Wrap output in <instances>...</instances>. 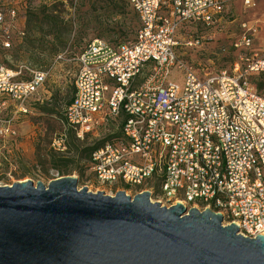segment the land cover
Returning <instances> with one entry per match:
<instances>
[{
	"label": "built area",
	"instance_id": "2783aa9c",
	"mask_svg": "<svg viewBox=\"0 0 264 264\" xmlns=\"http://www.w3.org/2000/svg\"><path fill=\"white\" fill-rule=\"evenodd\" d=\"M129 3L139 21L135 39L93 40L75 59L65 129L84 142L121 121L119 134L91 155L87 170L102 186L122 184L137 195L157 191L168 208L211 210L245 238L264 235V97L255 84L264 76V53L254 49L256 23H238L229 70L199 71L178 56L181 33L187 25L222 32L226 0ZM194 41L187 46L199 45ZM49 71L25 77L22 68L0 65V111L27 114ZM174 72L183 76L182 86L169 81ZM52 149L64 153L66 135Z\"/></svg>",
	"mask_w": 264,
	"mask_h": 264
},
{
	"label": "rangeland",
	"instance_id": "374dc122",
	"mask_svg": "<svg viewBox=\"0 0 264 264\" xmlns=\"http://www.w3.org/2000/svg\"><path fill=\"white\" fill-rule=\"evenodd\" d=\"M226 1L230 16L222 32L187 25L181 33L178 56L199 71L232 67L235 62L232 37L237 33V24L244 16L258 10L261 2L251 0L253 7L247 8L244 0ZM0 17V65L10 70L22 68L25 77L36 69L50 70L27 114L14 115L11 109L0 111V186L31 181L35 186L40 182L48 187L64 177L52 169L46 173L37 165L36 146L44 138L48 124L55 129L54 133H49V139L67 134L63 117L75 93V59L93 40L112 44L132 42L139 21L129 0H0ZM197 39L199 45L187 46ZM5 43L10 45L9 48ZM256 51L264 52L258 47ZM56 57L61 59L54 61ZM169 81L182 86L184 79L174 72ZM255 81L264 97V79L256 77ZM8 128L9 132H6ZM120 128L121 121L117 120L104 126L97 137H89L82 144L85 147L102 146L113 141ZM71 177L78 179L80 190L87 188L93 193L115 195L124 191L133 198L139 191L128 190L122 184L102 186L87 169ZM149 192L152 202L160 203L161 193ZM228 225L225 221L224 226Z\"/></svg>",
	"mask_w": 264,
	"mask_h": 264
},
{
	"label": "water",
	"instance_id": "95a60500",
	"mask_svg": "<svg viewBox=\"0 0 264 264\" xmlns=\"http://www.w3.org/2000/svg\"><path fill=\"white\" fill-rule=\"evenodd\" d=\"M0 264H264V235L149 192L80 190L68 176L0 186Z\"/></svg>",
	"mask_w": 264,
	"mask_h": 264
},
{
	"label": "trees",
	"instance_id": "16d2710c",
	"mask_svg": "<svg viewBox=\"0 0 264 264\" xmlns=\"http://www.w3.org/2000/svg\"><path fill=\"white\" fill-rule=\"evenodd\" d=\"M264 79V76H259ZM255 84L258 87L257 82ZM75 92V91H74ZM73 99V98H72ZM72 99L68 103L71 104ZM67 106V107H68ZM48 129L43 139H40L36 146V163L37 165L45 170L52 169L60 177L72 176L74 173H83L88 169V165L91 159V155L97 151L101 145L94 147H85L82 142L78 141L76 137L67 131L66 134V151L64 153H57L52 149V143L54 139H49L48 135L50 132L54 133L55 129L51 124H48ZM129 189L128 187H125Z\"/></svg>",
	"mask_w": 264,
	"mask_h": 264
},
{
	"label": "crops",
	"instance_id": "0c3cea01",
	"mask_svg": "<svg viewBox=\"0 0 264 264\" xmlns=\"http://www.w3.org/2000/svg\"><path fill=\"white\" fill-rule=\"evenodd\" d=\"M259 5L260 6L258 7V10H256L255 12H252L251 14H247L239 22L254 21V23H256V26L258 27V29H257V33H256L255 38H254V41H255L254 49L256 50V48L258 47L260 50L264 51V0H261ZM251 7H253V3L251 4V6H248L247 8H251ZM227 9L229 11L228 12L229 14H228L226 19H228V17L230 16V9L229 8H227ZM226 21L227 20H225L224 23H225V25H228V23ZM235 22L236 21L231 22V23H235ZM259 29H261V30H259ZM236 30L238 31V24H237Z\"/></svg>",
	"mask_w": 264,
	"mask_h": 264
},
{
	"label": "bare ground",
	"instance_id": "6f19581e",
	"mask_svg": "<svg viewBox=\"0 0 264 264\" xmlns=\"http://www.w3.org/2000/svg\"><path fill=\"white\" fill-rule=\"evenodd\" d=\"M112 197H114V195H111Z\"/></svg>",
	"mask_w": 264,
	"mask_h": 264
}]
</instances>
